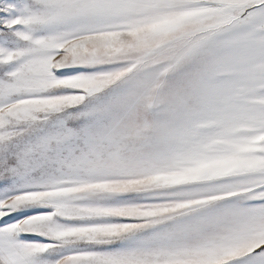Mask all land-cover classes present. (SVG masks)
Instances as JSON below:
<instances>
[{"label": "snow or ice", "instance_id": "snow-or-ice-1", "mask_svg": "<svg viewBox=\"0 0 264 264\" xmlns=\"http://www.w3.org/2000/svg\"><path fill=\"white\" fill-rule=\"evenodd\" d=\"M0 264H264V0H0Z\"/></svg>", "mask_w": 264, "mask_h": 264}]
</instances>
